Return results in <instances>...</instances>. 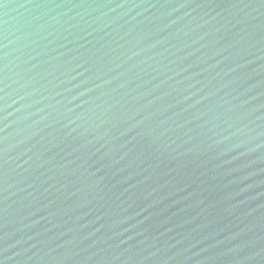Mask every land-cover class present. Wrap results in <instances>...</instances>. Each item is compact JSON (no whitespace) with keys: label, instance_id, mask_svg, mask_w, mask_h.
I'll use <instances>...</instances> for the list:
<instances>
[{"label":"water","instance_id":"obj_1","mask_svg":"<svg viewBox=\"0 0 264 264\" xmlns=\"http://www.w3.org/2000/svg\"><path fill=\"white\" fill-rule=\"evenodd\" d=\"M0 264H264V0H0Z\"/></svg>","mask_w":264,"mask_h":264}]
</instances>
